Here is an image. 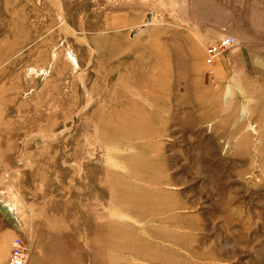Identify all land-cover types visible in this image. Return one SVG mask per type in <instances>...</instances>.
Wrapping results in <instances>:
<instances>
[{
    "label": "rangeland",
    "instance_id": "rangeland-1",
    "mask_svg": "<svg viewBox=\"0 0 264 264\" xmlns=\"http://www.w3.org/2000/svg\"><path fill=\"white\" fill-rule=\"evenodd\" d=\"M219 3L0 0V264H264V0Z\"/></svg>",
    "mask_w": 264,
    "mask_h": 264
},
{
    "label": "water",
    "instance_id": "water-1",
    "mask_svg": "<svg viewBox=\"0 0 264 264\" xmlns=\"http://www.w3.org/2000/svg\"><path fill=\"white\" fill-rule=\"evenodd\" d=\"M183 17L191 22L229 28L231 12L216 0H181Z\"/></svg>",
    "mask_w": 264,
    "mask_h": 264
},
{
    "label": "built area",
    "instance_id": "built-area-1",
    "mask_svg": "<svg viewBox=\"0 0 264 264\" xmlns=\"http://www.w3.org/2000/svg\"><path fill=\"white\" fill-rule=\"evenodd\" d=\"M234 41L235 40L233 38L228 37V38H224V39H218L215 41L214 44L210 45L207 48V50H208V57L206 59L207 64H210L209 66H211L212 63L214 62L213 61L214 58H216L220 53L229 49L232 46V43ZM20 243H21V239L19 237H15L11 241L10 252H9V255L5 261V264H16L19 262L22 263V258H21V253H20Z\"/></svg>",
    "mask_w": 264,
    "mask_h": 264
},
{
    "label": "crops",
    "instance_id": "crops-1",
    "mask_svg": "<svg viewBox=\"0 0 264 264\" xmlns=\"http://www.w3.org/2000/svg\"><path fill=\"white\" fill-rule=\"evenodd\" d=\"M217 1H222L223 3L226 4V0H217ZM232 10H233V25L235 27L236 24H239V25H242V20H243V15H240L237 16L235 15V10L233 9L234 7L231 6ZM237 21L239 23H237ZM192 25V27L194 28V33L196 35H200L201 36V33L202 35H204V37H208V39H211L213 36H215V31H211L212 30V27H210L208 24L204 23V22H201V23H190ZM183 26V25H181ZM189 27V26H188ZM183 28V27H182ZM11 246V245H10Z\"/></svg>",
    "mask_w": 264,
    "mask_h": 264
},
{
    "label": "bare ground",
    "instance_id": "bare-ground-1",
    "mask_svg": "<svg viewBox=\"0 0 264 264\" xmlns=\"http://www.w3.org/2000/svg\"><path fill=\"white\" fill-rule=\"evenodd\" d=\"M148 16H149V19H148V20H150V16H151V15L149 14ZM228 37H231V38H233V39L235 40V41L232 43V46L230 47V48H232V47H234V46L237 44L236 39H235L233 36H231V35H228V36H227V35H226V36L220 37V38H218V39H224V38H228ZM218 39H217V40H218ZM214 43H215V41L212 42V43H210V44H208V45L205 47L206 59H207V57H208V50H207V48H208L210 45L214 44ZM230 48H229V49H230ZM229 49H227V50H229ZM227 50H225V51H227ZM225 51H224V52H225ZM222 53H223V52H222ZM222 53H220V54H222ZM220 54H219V55H220ZM219 55H218V56H219ZM218 56H217V57H218ZM217 57H216V58H217ZM216 58H214V60H215ZM214 60H213V61H214ZM213 61H212V62H213ZM206 63H207V60H206Z\"/></svg>",
    "mask_w": 264,
    "mask_h": 264
},
{
    "label": "clouds",
    "instance_id": "clouds-1",
    "mask_svg": "<svg viewBox=\"0 0 264 264\" xmlns=\"http://www.w3.org/2000/svg\"><path fill=\"white\" fill-rule=\"evenodd\" d=\"M230 93H231V88H230V86H229V87H226V88H225V95L227 96V95H229ZM247 115H248L247 110H246V109H241V111H240V118H241V119H244Z\"/></svg>",
    "mask_w": 264,
    "mask_h": 264
}]
</instances>
